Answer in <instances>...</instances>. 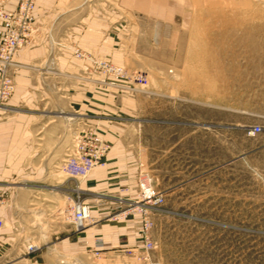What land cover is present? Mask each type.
<instances>
[{"label":"rangeland","instance_id":"1","mask_svg":"<svg viewBox=\"0 0 264 264\" xmlns=\"http://www.w3.org/2000/svg\"><path fill=\"white\" fill-rule=\"evenodd\" d=\"M194 4L193 26L144 57V69L133 66V72L145 73L148 81L132 82L135 184L129 198L138 199V182L145 178L165 200L150 216L153 248L136 250L133 261L119 264H264V0ZM75 48L85 56L74 55L90 61L110 86L128 80L104 71L99 62L122 65L93 57L72 42ZM15 54L8 71L16 83ZM54 61L49 56L38 63L49 70L42 76H54ZM9 99L0 107V122L28 109L23 103L11 105ZM58 117L50 116L42 125ZM68 120L66 138L32 136L27 156L16 136L0 144V188L14 219L25 218L27 256L32 254L29 245L49 244L52 232L75 229L70 211L78 190L91 206L86 227L100 218L92 214L99 190L82 186L95 168L77 178L63 169L75 134L96 126L76 110ZM255 124L262 130L250 134ZM119 205L111 203L108 215L120 212L124 207ZM133 221L138 244L140 219L135 215ZM94 257L87 264H97ZM71 259L68 253L61 257L63 264H73Z\"/></svg>","mask_w":264,"mask_h":264},{"label":"crops","instance_id":"2","mask_svg":"<svg viewBox=\"0 0 264 264\" xmlns=\"http://www.w3.org/2000/svg\"><path fill=\"white\" fill-rule=\"evenodd\" d=\"M18 1L7 0L6 7L14 8ZM194 5V0H37L33 12L36 43L14 56L19 63L16 88L8 101L11 105L23 103L28 109L0 122V144L4 138L16 136L27 156L32 151V136L66 138L71 125L68 117L76 110L112 145L106 164L96 167L82 184L86 190H99L92 205V214L100 217L97 223L81 231L52 232L47 236L49 244L27 256L23 249L25 218L19 215L15 220L9 207L1 205L5 226L0 231V264H63L61 257L66 253L73 264H87L94 257V248L102 249V255L94 257L97 264L133 261L125 250L137 243L135 221L107 217L111 203L133 196V83L119 79L121 86H110L90 61L74 55L72 42L91 56L109 59L130 72L133 66L144 69V57L193 26ZM3 29L0 21V37ZM49 56L55 58L54 76H42L49 70H43L41 62ZM50 116L58 118L43 126Z\"/></svg>","mask_w":264,"mask_h":264},{"label":"built area","instance_id":"3","mask_svg":"<svg viewBox=\"0 0 264 264\" xmlns=\"http://www.w3.org/2000/svg\"><path fill=\"white\" fill-rule=\"evenodd\" d=\"M7 0H0V21L3 25V32L0 37V107L11 97L16 88V83L9 74V64L13 55L22 47L34 42L33 31L35 29L34 8L37 0H19L14 8L6 7ZM78 56L84 57L85 53L78 48L73 49ZM104 67V71L115 72L116 75L126 77L131 82L146 84L147 75L141 71L127 72L122 66L112 65L107 62H99ZM262 130L259 124L249 127L250 134H257ZM111 144L102 136L97 128H88L78 131L75 134L73 146L68 148L67 157L63 164V169L72 177H86L94 168L104 166ZM138 199L119 198L118 203L124 207L120 212H114L107 217L116 220L120 217H131L137 215L140 219V240L136 245L127 248L125 252L133 256L136 250L148 252L154 246L149 227L151 224L152 211L159 209L165 200L164 194L157 190L145 178H140L138 182ZM83 190H78V194L72 200L70 211L72 221L77 231L86 227V221L91 217V206L81 197ZM7 197L0 190V206L6 204ZM124 205V206H123ZM5 226V219L0 216V231ZM97 245H101V240L97 239ZM38 250L35 245H29L28 253ZM101 248H95L94 256H100Z\"/></svg>","mask_w":264,"mask_h":264},{"label":"bare ground","instance_id":"4","mask_svg":"<svg viewBox=\"0 0 264 264\" xmlns=\"http://www.w3.org/2000/svg\"><path fill=\"white\" fill-rule=\"evenodd\" d=\"M68 117V116H67Z\"/></svg>","mask_w":264,"mask_h":264}]
</instances>
